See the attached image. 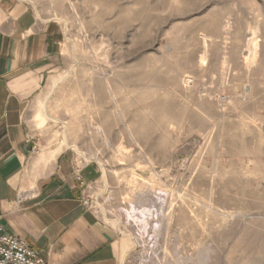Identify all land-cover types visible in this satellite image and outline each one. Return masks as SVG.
<instances>
[{
    "label": "rangeland",
    "instance_id": "rangeland-1",
    "mask_svg": "<svg viewBox=\"0 0 264 264\" xmlns=\"http://www.w3.org/2000/svg\"><path fill=\"white\" fill-rule=\"evenodd\" d=\"M59 29L34 99L124 264H264V0H24Z\"/></svg>",
    "mask_w": 264,
    "mask_h": 264
},
{
    "label": "crops",
    "instance_id": "crops-1",
    "mask_svg": "<svg viewBox=\"0 0 264 264\" xmlns=\"http://www.w3.org/2000/svg\"><path fill=\"white\" fill-rule=\"evenodd\" d=\"M59 29L24 0H0V224L46 264H124L134 238L84 203V182L61 146L36 150L34 99L48 82Z\"/></svg>",
    "mask_w": 264,
    "mask_h": 264
},
{
    "label": "built area",
    "instance_id": "built-area-1",
    "mask_svg": "<svg viewBox=\"0 0 264 264\" xmlns=\"http://www.w3.org/2000/svg\"><path fill=\"white\" fill-rule=\"evenodd\" d=\"M87 202L84 200L85 204ZM0 264H46V262L34 248L8 233L0 224Z\"/></svg>",
    "mask_w": 264,
    "mask_h": 264
}]
</instances>
